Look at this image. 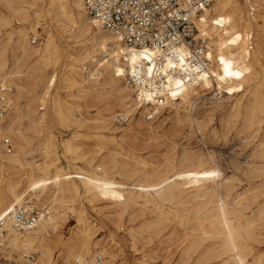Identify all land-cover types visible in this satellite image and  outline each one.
<instances>
[{
	"label": "bare ground",
	"instance_id": "obj_1",
	"mask_svg": "<svg viewBox=\"0 0 264 264\" xmlns=\"http://www.w3.org/2000/svg\"><path fill=\"white\" fill-rule=\"evenodd\" d=\"M1 2L8 13H0V77L9 82L12 80L15 89L7 119L0 126V140L3 135L11 138L16 151L7 154L0 147V158L8 168H14L24 165L28 156L38 148L45 152V156L52 153L50 137L49 142L36 148L31 145V140L44 134L47 122V113L35 109L37 103H48L52 119L62 123L72 117L78 123H82V119L77 118L74 108L62 101L59 94L49 93L57 82V74L46 76L45 72L52 59L57 62L61 57L57 37L48 29L40 46L30 43L29 34L37 32L43 16L42 10L36 6L38 0ZM48 5L56 22L68 28L69 40L76 43L74 53L68 54L66 71L62 74L63 88L71 97L81 99L88 108L102 105L94 119L98 123L95 128L100 133L110 130L117 133V128H113L114 116H109L115 107L121 109L120 114L132 117L141 106L137 122L144 124L143 117H156L154 114L148 117L153 109L162 113L165 108L173 107L178 113L182 103L188 113V108L209 93L214 92L215 97L223 94L232 100L253 86L247 102L234 98L231 104L236 115L243 114V126L251 131L250 137L256 139L251 159L246 166L240 167L247 187L234 193L236 178L226 176L215 160H204L203 153L189 155L187 152L184 156L190 157V163L174 166L166 172L144 171L142 179L130 184L109 177V173L131 177L139 170L128 169L126 165L117 168L101 161L91 170L74 164L73 171L57 167L53 172L51 167L59 161L56 158L39 163L36 170L31 168L23 191L21 180H8L4 191L0 188V216L23 204L29 193L37 198L46 195L52 203L64 201L67 194H84L91 202L112 201L118 207L119 217L138 208L139 212L132 221L153 214L154 217L128 229L134 238H143L146 232L158 230L166 223L172 224L173 231L181 230L184 235L182 245L178 246L180 249L172 264H264V69L259 59L264 36L261 32L264 31L263 25L259 22H264V0H253L250 14L243 12L240 0H216L203 11L196 21V38L207 43L211 67L199 75L194 85L185 86L178 80L173 82L167 104L154 108L151 96L135 94L136 98H132L133 90L123 84L126 67H132L142 52L128 49L115 35L102 28L95 18L89 16L83 0H49ZM256 10L260 14L263 12L262 19H256ZM13 20L22 26L16 32L8 31ZM255 36L258 38L254 39ZM82 64L96 68L97 75L85 78L80 68ZM177 117L178 122L182 121L179 114ZM128 136V132L123 133L122 141ZM74 137L67 140V153L79 149ZM2 166L0 161V168ZM3 199H6L4 203ZM46 208V214L32 230L18 231L10 217L6 219L8 237L3 256L12 258L16 254L20 264L54 263V250L45 243V238L57 229L58 218L51 207L46 205ZM78 222H85L82 210ZM91 243L87 230L82 228L75 240L65 247L62 264H82L87 258L93 259L98 245ZM100 253L106 257L101 264L113 263L108 249H101Z\"/></svg>",
	"mask_w": 264,
	"mask_h": 264
},
{
	"label": "rangeland",
	"instance_id": "obj_2",
	"mask_svg": "<svg viewBox=\"0 0 264 264\" xmlns=\"http://www.w3.org/2000/svg\"><path fill=\"white\" fill-rule=\"evenodd\" d=\"M252 1L240 0V7L244 13L250 14ZM48 4L49 0H38L36 4L37 9L42 10L43 16L41 25L37 28L38 33L29 34L30 43L32 46H40L48 29L59 40L62 49L61 57L57 62L52 59L48 70L45 72L46 76L57 74V82L49 93L50 95L59 94L62 101L74 108L77 118H81L82 123H78L75 117L65 123L52 119L49 104L37 103L35 109L39 113H47V122L44 134L31 140V145L36 148L45 142H49L47 139L50 137V150L52 153L45 156V152L38 148L28 156V160L24 165L14 168H8L4 165L6 163L1 157L0 161H2L3 166L0 168V188L2 191H4L5 183L8 180H21V190L23 191L27 186L28 173L31 168L36 170L39 163L43 164L45 161L56 158L59 161L51 167L53 172L57 167H62L64 171H73L74 164H78L85 170H91L95 168V164L101 161L117 168L126 165L128 169L139 170L137 174L131 177L120 176L116 172L109 173V177L130 184L134 180L142 179L144 171L166 172L174 166L180 167L183 164L190 163V157L184 156L187 152H189V155L195 152L203 153L204 160H207V162L215 160L226 176H234L236 178L234 193L246 189L247 184L242 180L240 167L246 166V162L251 159L256 139L250 137L251 131L243 126V114L236 115L235 110L233 111L231 108V104L234 98H242V102H247L253 86L248 88L249 91L240 93L232 100L227 99V96L223 94L215 97L214 92H212L213 94L209 93L206 97L199 99L191 109L188 108V113L185 111V106L180 103L178 113L173 107H167L152 119H146L143 117L145 114H143L144 124H138L137 122L142 111L141 106H138V109L126 124L120 125L113 122V128H117V133H113L112 130L100 133V130L95 128L98 123L94 119L102 105L88 108L81 99L71 97L70 92L63 88L62 74L66 71L68 54L74 53L76 43L69 40L66 32L68 28L60 26L56 22ZM0 13H8L1 0ZM261 14L260 12L257 13V10L254 12L257 20L262 19ZM259 23L264 28V22L260 21ZM20 27L22 26L17 24L16 20H13L12 27L8 31L16 32ZM26 29L30 31L29 27H26ZM261 32L264 34L263 30ZM34 34L40 37L38 43L32 41ZM255 38L258 37L255 36ZM261 39L263 48L259 59L262 69H264V36ZM254 46L256 47V45ZM54 56L51 55V57ZM10 83L13 85L12 80H10ZM123 84H126L125 79H123ZM258 89L261 90L262 87ZM75 93L77 92L75 91ZM131 96L136 98L134 91ZM41 107H44V109H40ZM117 113H121V109L115 107L109 116H115ZM178 114L182 118L180 122L177 121ZM125 132H128L129 136L122 141L121 136ZM72 136H75L74 140L79 145V149L76 152L67 153L66 143ZM110 152L113 154L108 155ZM25 199L33 200L44 208H46V205L51 207L54 210V215L58 218L57 229L45 238V243L54 250L55 261L53 264H62L61 258L65 247L75 240L84 227L91 237V244L98 245V249L94 253L99 254L101 249H108L114 259L112 264H172L180 249L178 246L182 245L181 241L184 235L181 230L173 231L171 223L161 225L158 230L152 229L146 232L143 238L130 236L128 230L130 227H137L145 219L154 217L153 214H146L143 218L132 221V218H135V215L139 212L138 208L131 209L123 217H119L117 214L118 207L111 203L112 201L98 200L91 202L86 199L84 194L78 196L67 194L64 196V201L56 203L47 200L46 195L37 198L32 193L27 194ZM5 201L6 199H3L2 203ZM80 210H82L85 218L83 223L78 222ZM262 248L264 249V246ZM3 257L4 264H20L16 254L12 258ZM102 258V260L106 259L104 255H102Z\"/></svg>",
	"mask_w": 264,
	"mask_h": 264
},
{
	"label": "built area",
	"instance_id": "obj_3",
	"mask_svg": "<svg viewBox=\"0 0 264 264\" xmlns=\"http://www.w3.org/2000/svg\"><path fill=\"white\" fill-rule=\"evenodd\" d=\"M215 1L83 0L88 14L102 28L115 35L128 49L143 53L132 67H126L124 79L137 96H151L153 108L167 104L173 82L178 80L185 86L194 85L199 75L211 67L207 43L196 38V21ZM39 40V36L32 38L33 43ZM81 71L85 78L96 76L98 72L90 64H82ZM13 91L14 86L0 77V126L5 123L11 109ZM151 114L156 116L158 113L153 109L148 117ZM130 118V115L117 113L113 121L122 125ZM0 147L7 154L13 153L15 148L7 136L1 138ZM46 212V208L26 199L10 213L0 216V264H4L2 251L8 237L6 219L10 217L18 231L32 230ZM102 259L99 253L93 259L83 260L82 264H101Z\"/></svg>",
	"mask_w": 264,
	"mask_h": 264
}]
</instances>
